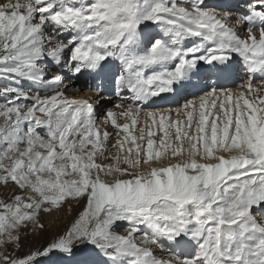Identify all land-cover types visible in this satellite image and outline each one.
<instances>
[{
    "label": "snow or ice",
    "instance_id": "1",
    "mask_svg": "<svg viewBox=\"0 0 264 264\" xmlns=\"http://www.w3.org/2000/svg\"><path fill=\"white\" fill-rule=\"evenodd\" d=\"M0 82V264H264V0H0Z\"/></svg>",
    "mask_w": 264,
    "mask_h": 264
},
{
    "label": "bare ground",
    "instance_id": "2",
    "mask_svg": "<svg viewBox=\"0 0 264 264\" xmlns=\"http://www.w3.org/2000/svg\"><path fill=\"white\" fill-rule=\"evenodd\" d=\"M207 2L209 3L210 6H214L215 4H224V5L230 6V8L232 10H235V6L239 1L238 0H207ZM227 79H228V81H226V79L221 80L220 85L223 87L231 88L235 91V90H239L238 85L243 82L240 80L241 79L246 80V76L232 75L231 77H229ZM215 80H216V77H213V81H215ZM78 83L80 84L81 87H83V81H79ZM207 83H210V81H208V79H207V74L194 76L192 78V84L186 90L181 91L180 93H178L176 95L164 94L162 96V98H156L154 103H152L151 105H149L145 108V111L165 110L168 108L175 109L177 107H180L181 103L183 104L185 102V99H192L195 96L202 94L201 89L206 91L207 89L204 88V85ZM91 89L92 88L84 89L83 91H80V94L82 96H90L93 94V90L91 91ZM109 93L110 92L105 93V94H109ZM70 94H75V92H70ZM168 95H170V97H171L170 99L168 98ZM106 98H108V97H106ZM114 99H115V97L113 96L111 98V100H114ZM107 104L108 103H102L100 105V108H99L97 114L102 113L101 114V116H102L104 109L110 108L109 106L108 107L106 106ZM109 131H113V129L109 128ZM76 210H77V212L80 210L79 205H78V209H76ZM81 258H82L81 255L78 254L77 257L73 258L72 260H68L66 258L62 259L61 261H59V264H75V261L78 259H81Z\"/></svg>",
    "mask_w": 264,
    "mask_h": 264
},
{
    "label": "rangeland",
    "instance_id": "3",
    "mask_svg": "<svg viewBox=\"0 0 264 264\" xmlns=\"http://www.w3.org/2000/svg\"><path fill=\"white\" fill-rule=\"evenodd\" d=\"M239 1V0H238ZM218 5V4H215ZM214 5V6H215ZM51 71L53 73H55L57 71L56 68L51 67ZM247 79V77H246ZM240 81H244V80H240ZM0 83H6V82H0ZM88 83L91 85L93 84V81L89 78ZM25 87H28V84L25 83L24 85ZM92 91V89H91ZM50 94V93H49ZM75 95H79L82 96L80 94V92H75ZM105 97H108L107 99H111L113 96L109 93V94H104ZM2 99V98H0ZM103 103V102H102ZM101 103V104H102ZM182 105V103H181ZM107 107H111V103H108L106 105ZM102 113L97 114L98 116H101ZM0 191H3L2 189H0ZM77 206V207H76ZM78 209V205H73V207L71 209H68L67 207L62 210L59 213H53L50 217H47V223H48V229L47 231H45L44 233L38 234V235H30L28 236L25 241H24V249H22L21 251H27V249L29 247H39L42 245H45L48 241H50L54 236H56L57 234H61L63 233L71 224L72 220L74 219V217L77 214V210ZM122 231V229H121ZM66 257H61V256H52L48 259H45L41 262V264H59V261H61L62 259H64ZM67 259V258H66Z\"/></svg>",
    "mask_w": 264,
    "mask_h": 264
}]
</instances>
